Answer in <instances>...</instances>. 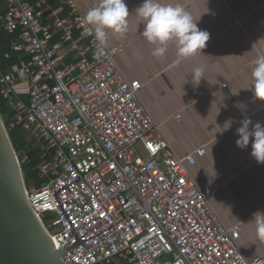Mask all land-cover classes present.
Wrapping results in <instances>:
<instances>
[{"label":"built area","instance_id":"obj_1","mask_svg":"<svg viewBox=\"0 0 264 264\" xmlns=\"http://www.w3.org/2000/svg\"><path fill=\"white\" fill-rule=\"evenodd\" d=\"M0 2L2 29L19 31L10 49L29 57L0 68L8 127L39 144L42 181L25 193L66 264H264V253L243 256L239 224L225 227L210 207L221 184L199 188L189 176L185 164L205 149L179 157L160 135L138 99L142 83L115 62L121 44L96 59L74 0L49 23L48 0Z\"/></svg>","mask_w":264,"mask_h":264},{"label":"crops","instance_id":"obj_2","mask_svg":"<svg viewBox=\"0 0 264 264\" xmlns=\"http://www.w3.org/2000/svg\"><path fill=\"white\" fill-rule=\"evenodd\" d=\"M74 2L84 16L97 0ZM142 2L125 0L130 13L128 31L123 38L109 32L107 46L122 45L115 62L126 79L142 83L138 99L175 154L182 157L205 149L203 154H194L193 164H185L187 172L199 188L221 184L208 203L225 227L239 224L236 245L251 260L264 253V241L256 239L252 221L253 213L264 212V164L251 158V138L243 150L235 141L236 128L245 115L253 124L264 126V102H253L248 89L256 60L264 59V0H175L197 20L198 29L209 33L203 55L180 64L175 63L174 43L157 59L151 54L153 46L139 35L143 24H138L134 10ZM52 10L69 16L65 0H48V7L41 9L43 23L50 22ZM57 40L55 36L53 41ZM65 59L71 60L69 55ZM201 65L204 78L193 85L191 74ZM241 104L246 111L238 107ZM229 119L233 120L231 128L220 132ZM213 169L216 176L210 180Z\"/></svg>","mask_w":264,"mask_h":264},{"label":"clouds","instance_id":"obj_3","mask_svg":"<svg viewBox=\"0 0 264 264\" xmlns=\"http://www.w3.org/2000/svg\"><path fill=\"white\" fill-rule=\"evenodd\" d=\"M134 11L139 18L138 24H143V30L139 35L153 46L151 54L154 58L164 57L170 42L175 45L176 64L203 55L202 49L209 39V33L198 29L197 20L182 4L175 0H143ZM129 16L125 0H97V3L85 13L84 30L94 37L97 44L96 59H100L104 48L107 47L109 32L118 38L126 35ZM204 70L202 65L194 68L191 74L193 85H197L201 78H204ZM248 89L251 91L253 102H264V59L255 62ZM238 107L246 111V106L241 104ZM232 123V119L225 121L220 132L229 130ZM239 125L236 128L237 148L241 150L247 148L251 138L250 156L257 164H264V126L260 122L253 124L251 118L246 115L239 121ZM215 176L214 171V175L209 176L210 180ZM252 221L255 225L256 239L264 241V212L253 213Z\"/></svg>","mask_w":264,"mask_h":264},{"label":"water","instance_id":"obj_4","mask_svg":"<svg viewBox=\"0 0 264 264\" xmlns=\"http://www.w3.org/2000/svg\"><path fill=\"white\" fill-rule=\"evenodd\" d=\"M20 158L0 113V264H66L32 210Z\"/></svg>","mask_w":264,"mask_h":264},{"label":"trees","instance_id":"obj_5","mask_svg":"<svg viewBox=\"0 0 264 264\" xmlns=\"http://www.w3.org/2000/svg\"><path fill=\"white\" fill-rule=\"evenodd\" d=\"M4 11V5L0 2V14ZM19 41V31L7 33L1 27L0 22V68L9 70L15 65L27 63L29 57L24 51H13L10 49L12 43ZM9 52V57L5 58L4 53ZM0 113L5 125L8 127L11 119V112L7 102L0 95ZM8 134L12 144L21 160V166L27 186L39 185L42 181L39 178L36 165L40 160L39 144L29 138L27 134L19 127L9 128Z\"/></svg>","mask_w":264,"mask_h":264},{"label":"rangeland","instance_id":"obj_6","mask_svg":"<svg viewBox=\"0 0 264 264\" xmlns=\"http://www.w3.org/2000/svg\"><path fill=\"white\" fill-rule=\"evenodd\" d=\"M18 154V153H17ZM20 162H21V160H20Z\"/></svg>","mask_w":264,"mask_h":264}]
</instances>
